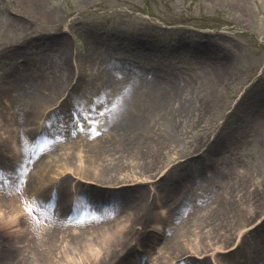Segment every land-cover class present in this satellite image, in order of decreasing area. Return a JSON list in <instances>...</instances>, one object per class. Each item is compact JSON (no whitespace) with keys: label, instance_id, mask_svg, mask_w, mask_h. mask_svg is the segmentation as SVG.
<instances>
[{"label":"bare ground","instance_id":"obj_1","mask_svg":"<svg viewBox=\"0 0 264 264\" xmlns=\"http://www.w3.org/2000/svg\"><path fill=\"white\" fill-rule=\"evenodd\" d=\"M93 1L85 0L88 5ZM253 1L258 10L264 9L263 0ZM223 4L252 10L245 0H211L214 9ZM142 31L154 35L146 28ZM11 47L14 45L9 40L0 44V54L8 57L5 49ZM147 48L141 44L135 50L138 62L142 60L138 66L87 55L81 66L84 64L91 74L88 79L80 72L81 66L74 69L67 46H61L58 63L47 64L37 58L32 62L30 57L14 60L16 66L27 65L28 69L29 64H42L43 71L31 74L33 86L27 85L21 73L11 72L15 97L8 99L0 114V143L12 151L0 174V232L7 230L9 238L0 242L4 264H151L153 259L173 264L188 253L202 257H183L174 264H211L210 255L217 264H264V178L263 182L256 180L259 173L252 168L237 169L241 164L231 155H224L221 168H213L208 175L194 158L167 159L172 152L187 154L202 145L206 150L212 148L214 138L210 137L192 148L184 139V130L191 125L188 112L196 106L199 112L212 100L209 93L221 82L218 68L208 67L206 75L211 77L199 82L202 90L195 95L190 91L199 75L159 71L149 62ZM109 90L112 98L104 101ZM1 94L2 102L6 95ZM195 97L199 102L193 106ZM241 97L239 103H244L245 92ZM74 117L82 127L71 134L76 138L68 145L71 131L66 126L76 125ZM257 117H264V111ZM52 118L59 120L61 132H52ZM16 119L26 126H18ZM48 132L53 140L34 149L32 140ZM63 142L66 151H61ZM79 149L83 153L78 158ZM45 150L50 152L38 153ZM125 156L135 159L138 170L130 168L123 176L120 172L125 164L121 161ZM28 158L38 161L32 172L23 171ZM12 161L18 166L10 165ZM58 173L62 177H57ZM141 176L146 180H139ZM185 176L195 186L184 191L178 185ZM81 180L116 185L104 192L116 193L113 201L117 206L105 204L96 195L103 190L85 186ZM147 182L154 183L159 192L153 188L151 194L144 189ZM5 186L11 189L6 192ZM219 186L224 190L217 191ZM45 191L49 199L43 200ZM162 193L170 197L166 202L168 215L153 209L162 200ZM95 200L100 201L97 206L91 204ZM208 202L211 205L204 208ZM158 237L161 240L155 242L153 251L156 256L150 259L147 246ZM236 239L239 251L253 239L251 244L259 255L240 251L242 255L236 256L235 248L222 249ZM218 242L220 245L215 244Z\"/></svg>","mask_w":264,"mask_h":264},{"label":"rangeland","instance_id":"obj_2","mask_svg":"<svg viewBox=\"0 0 264 264\" xmlns=\"http://www.w3.org/2000/svg\"><path fill=\"white\" fill-rule=\"evenodd\" d=\"M245 2L252 10L244 11L242 8L227 4H223L222 8L217 10L212 7L211 0H94L89 5L85 0L82 2L80 0H0V44L9 40L14 45L5 49L7 52L5 55H9L8 57L0 54V81L3 82H0L2 85L0 91L1 96L6 95L4 97L6 99L0 101V114L4 111L3 106L8 104V99L12 100L15 97V92L11 90L13 79L10 78L13 77L11 72L21 73L25 76L27 85L33 86L35 79L31 74L43 71L42 64L38 66L34 63L29 64L30 69L27 65L16 66L14 60L19 57L20 59L30 57L32 62L37 58L43 59L47 64L58 63L61 46H67L75 70L80 68L81 60L83 61L87 55H91L96 60L99 57H106L115 62L129 61L130 64L138 66L139 63L142 64V60L138 62L134 52L141 44H145L148 46L145 50L151 55L147 57L152 59H149V62L159 71L191 77L200 76L195 87L191 88L192 94L197 95V91L202 90L199 83L202 79L211 77L206 75L209 66L214 65L221 75V82H217L216 88L209 93L212 100L209 104L201 106L199 112L196 106L199 102L198 98H193V106L196 107L188 112L191 125H187L184 130V139L192 148L202 144L209 137L214 138V143L210 145L212 148L206 150L205 145H202V148L187 154L172 152L167 159L184 161L189 157L194 158L196 161L199 160V165H204V171L208 175L213 168H221V158L224 155H231L241 164L236 165L237 169L252 168L254 173H259L255 179L263 182L264 117L259 118L257 114L264 111V9L258 10L253 0H245ZM19 14L24 15L25 18ZM21 20L26 23H20ZM143 28L153 32L154 35L143 32ZM27 31L30 33L25 35ZM49 48L52 51H49ZM80 72L85 79L91 77L84 64ZM121 73L124 75L123 78H126V71ZM81 88L89 90L83 85ZM242 91L245 92V102L239 103ZM111 92V90L107 92L104 101L111 100ZM74 119L76 125L70 123L66 126L71 131L67 140L68 145L76 138L71 134L77 133L82 127L79 119L76 117ZM18 120L16 119V122ZM51 121L52 132H61L59 120L52 118ZM18 126L24 127L26 124ZM50 135L48 133L42 136L40 143L52 141ZM57 142L54 144L57 145ZM61 146H63L61 151L67 150L64 142ZM11 152L7 150L6 144L0 143V161L9 159ZM47 152L50 150L38 151L41 154ZM82 153V149L76 151L78 158ZM126 157L121 161L125 164L120 172L123 176L130 168L138 170V164L137 167L134 166L135 159ZM41 158L42 155L38 160ZM78 161L83 162V158ZM196 161L192 160V163ZM37 162L28 158L23 171L32 172ZM170 164L163 172L170 167ZM10 165L18 166V162L12 161ZM61 175V173L56 174L57 177H62ZM222 178L224 177L220 179L221 185L224 182ZM139 180L146 179L141 176ZM179 182V189L184 191L195 186V183H191L190 179L187 180L186 176ZM81 183L88 187L100 188L103 191H97L96 195L103 198L105 204L117 206L113 201L116 193L104 192L105 189L111 190L116 185L90 184L86 180H81ZM142 187L151 194L153 188L155 192L159 190L154 183L152 185L149 182L144 183ZM3 189L8 192L11 188L5 186ZM223 190L220 186L217 189L219 192ZM162 194H164L162 200L158 201L153 209L155 213L159 211L163 215H168L166 202L170 197L165 195L166 193ZM261 195L264 199V193ZM46 199H49V196L45 191L43 200ZM99 202L95 200L91 201V204L97 206ZM209 205H211L209 202L203 204L204 208ZM160 238L147 246L150 259L156 256L153 251L156 247L155 242L161 240ZM8 240L7 230L0 232V242ZM252 240L247 241L240 251L249 255H259L255 244H251ZM215 244L220 245V242ZM65 245L66 241L61 248ZM238 245L239 241L236 239L222 249L227 251L235 248L234 254L242 255ZM141 250L143 248L139 250V254L142 253ZM56 252L60 254L59 250ZM148 255L142 254V258L147 260ZM191 256L197 259L202 257L199 254L188 253L175 259L173 264L180 263L183 257ZM5 259L6 257L0 261V264H4ZM210 263L217 264L211 255ZM151 264L160 263L153 259Z\"/></svg>","mask_w":264,"mask_h":264}]
</instances>
